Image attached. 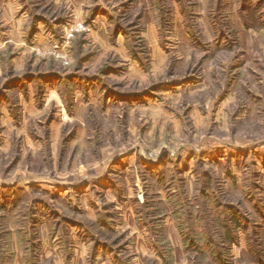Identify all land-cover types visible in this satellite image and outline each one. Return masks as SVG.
<instances>
[{
	"label": "rangeland",
	"instance_id": "374dc122",
	"mask_svg": "<svg viewBox=\"0 0 264 264\" xmlns=\"http://www.w3.org/2000/svg\"><path fill=\"white\" fill-rule=\"evenodd\" d=\"M0 48L13 264H264V0H0Z\"/></svg>",
	"mask_w": 264,
	"mask_h": 264
},
{
	"label": "crops",
	"instance_id": "0c3cea01",
	"mask_svg": "<svg viewBox=\"0 0 264 264\" xmlns=\"http://www.w3.org/2000/svg\"><path fill=\"white\" fill-rule=\"evenodd\" d=\"M14 11H13V16L11 17L12 19V24L10 25V29H9V32L11 33V36L13 35V37L15 38V40H17V42H22V40H25V37L27 36L26 34V26L29 22V13L27 11H23V9L21 8V5L20 4H15L14 5ZM84 9H81V10H78V16L80 15L81 11L83 12V14L81 16L84 17ZM80 17V16H79ZM103 15L97 13L96 16L93 18V24H92V30L91 32L89 33V35L94 39V40H97V35L101 37V40L103 42V44H107L108 41H107V32L105 34L104 32V27L106 28L105 24L104 23V20L102 19ZM42 23L39 24V28L42 29ZM43 31V30H42ZM29 31H27L28 33ZM13 33V34H12ZM37 33H38V30H37ZM24 36V38H23ZM121 37V32H119L117 35H116V38L117 40H119V38ZM13 42V40L11 38L8 39V42ZM6 46H4L3 48H5ZM3 48H0V49H3ZM71 227H75V226H71ZM76 235L77 238L79 237V228L76 227ZM71 231V230H70ZM73 235V234H72ZM15 245V247H14ZM13 248L16 249V236L14 234V237H13ZM100 251H102L103 249H98ZM97 250V251H98ZM113 263L114 264H121L120 260L116 259V260H113Z\"/></svg>",
	"mask_w": 264,
	"mask_h": 264
},
{
	"label": "trees",
	"instance_id": "16d2710c",
	"mask_svg": "<svg viewBox=\"0 0 264 264\" xmlns=\"http://www.w3.org/2000/svg\"><path fill=\"white\" fill-rule=\"evenodd\" d=\"M97 14V11H96V8L90 12L89 14V17L90 18H94ZM43 19V18H42ZM59 19V23L62 24V23H66V18L65 17H60L58 18ZM44 20V19H43ZM32 21V24H31V29H35V26L37 27V21H39V19H37V15L34 14L33 12V17L31 19ZM46 24L47 21L44 20ZM50 24H48L49 26ZM50 28H52V26L50 25L49 26ZM78 38L75 40V45H76V48L79 49L85 42L86 38H85V33H80L78 34L77 36ZM2 51H0V56L2 57ZM10 54L11 53H8L6 55L5 54V59L6 58H9L10 57ZM13 55V54H12ZM87 52L84 53L82 56L78 57L79 60H87L89 58V56L87 57ZM105 223V222H104ZM206 225L208 226L207 222H206ZM208 228V227H207ZM14 234L15 236L17 237V240H19L20 242V234L16 229H6L4 227V230L2 229L1 232H0V264H13V255H14V249H13V237H14ZM32 235V234H31ZM90 235V234H89ZM91 238H93V244H92V247L95 248L96 245H97V238H95V236H92L90 235ZM29 240V238H28ZM18 242V243H19ZM202 242H210L209 239H207V237H203L202 238Z\"/></svg>",
	"mask_w": 264,
	"mask_h": 264
},
{
	"label": "built area",
	"instance_id": "2783aa9c",
	"mask_svg": "<svg viewBox=\"0 0 264 264\" xmlns=\"http://www.w3.org/2000/svg\"><path fill=\"white\" fill-rule=\"evenodd\" d=\"M80 26V25H79ZM82 27V26H81ZM83 28V27H82ZM78 29V28H77Z\"/></svg>",
	"mask_w": 264,
	"mask_h": 264
}]
</instances>
